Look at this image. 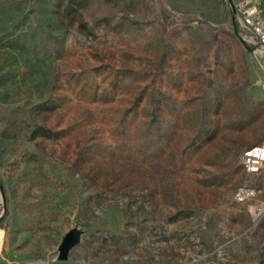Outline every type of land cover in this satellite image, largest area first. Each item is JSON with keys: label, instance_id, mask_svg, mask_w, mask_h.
<instances>
[{"label": "rangeland", "instance_id": "obj_1", "mask_svg": "<svg viewBox=\"0 0 264 264\" xmlns=\"http://www.w3.org/2000/svg\"><path fill=\"white\" fill-rule=\"evenodd\" d=\"M241 32L230 0H0V264H264Z\"/></svg>", "mask_w": 264, "mask_h": 264}, {"label": "built area", "instance_id": "obj_2", "mask_svg": "<svg viewBox=\"0 0 264 264\" xmlns=\"http://www.w3.org/2000/svg\"><path fill=\"white\" fill-rule=\"evenodd\" d=\"M232 7L237 14L245 45L252 51L264 54V5L254 0H239ZM243 166L252 173L264 169V136L259 143L245 152ZM254 193L253 188L241 187L236 198L244 201Z\"/></svg>", "mask_w": 264, "mask_h": 264}, {"label": "water", "instance_id": "obj_3", "mask_svg": "<svg viewBox=\"0 0 264 264\" xmlns=\"http://www.w3.org/2000/svg\"><path fill=\"white\" fill-rule=\"evenodd\" d=\"M230 2L233 6L234 2L232 0H230ZM248 49L250 50V48ZM81 235L82 231L78 228H72L65 234L59 246L58 258L60 260H66L69 258L71 250L81 241Z\"/></svg>", "mask_w": 264, "mask_h": 264}]
</instances>
